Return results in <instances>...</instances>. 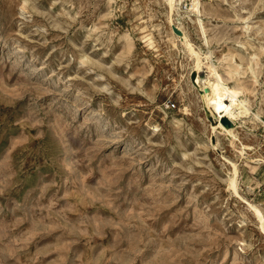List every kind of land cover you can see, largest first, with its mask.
<instances>
[{
  "label": "rangeland",
  "instance_id": "obj_1",
  "mask_svg": "<svg viewBox=\"0 0 264 264\" xmlns=\"http://www.w3.org/2000/svg\"><path fill=\"white\" fill-rule=\"evenodd\" d=\"M179 1L233 141L164 0H0V264H264V0Z\"/></svg>",
  "mask_w": 264,
  "mask_h": 264
},
{
  "label": "bare ground",
  "instance_id": "obj_2",
  "mask_svg": "<svg viewBox=\"0 0 264 264\" xmlns=\"http://www.w3.org/2000/svg\"><path fill=\"white\" fill-rule=\"evenodd\" d=\"M179 2V0H164V3L168 7L167 16L171 26V31L185 44L187 54L193 59V68H195L197 71L204 65H206L208 68L210 78V93L207 92L206 87L203 85L201 86L204 91L203 97L211 110V115L209 116L211 118V124L214 125L213 128L219 129L224 135L229 136L233 141L237 138L236 131L233 129L238 126V119L250 112V101L247 97H245L243 91L241 90L243 88L236 85H229V83L222 77L217 66H215L213 63L204 62L201 53L197 52L194 49L193 44L188 42L186 30L180 22L175 23L173 18L175 13H178ZM200 16L201 11L199 12L196 21L199 24L200 30L204 36L205 43L208 44L206 29ZM191 21L193 20L191 19ZM207 58L208 56L206 59ZM235 74H237V71L233 70L231 72L232 79H234ZM226 99L230 101V104L226 102ZM239 152L243 155V150H240ZM231 165L232 170L230 186L235 192H238L237 184L240 176L239 165L233 162ZM248 208L255 212L259 222L261 223L262 227H264L263 211L254 202H248Z\"/></svg>",
  "mask_w": 264,
  "mask_h": 264
},
{
  "label": "built area",
  "instance_id": "obj_3",
  "mask_svg": "<svg viewBox=\"0 0 264 264\" xmlns=\"http://www.w3.org/2000/svg\"><path fill=\"white\" fill-rule=\"evenodd\" d=\"M164 107L166 110L171 111L176 107V104L169 100V101L164 103Z\"/></svg>",
  "mask_w": 264,
  "mask_h": 264
}]
</instances>
